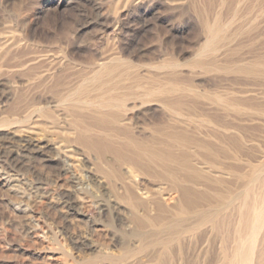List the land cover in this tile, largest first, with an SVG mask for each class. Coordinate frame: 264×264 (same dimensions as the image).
Returning a JSON list of instances; mask_svg holds the SVG:
<instances>
[{"label": "rangeland", "instance_id": "374dc122", "mask_svg": "<svg viewBox=\"0 0 264 264\" xmlns=\"http://www.w3.org/2000/svg\"><path fill=\"white\" fill-rule=\"evenodd\" d=\"M0 179V264H264V0H0Z\"/></svg>", "mask_w": 264, "mask_h": 264}, {"label": "bare ground", "instance_id": "6f19581e", "mask_svg": "<svg viewBox=\"0 0 264 264\" xmlns=\"http://www.w3.org/2000/svg\"><path fill=\"white\" fill-rule=\"evenodd\" d=\"M26 130V129H25ZM179 139V138H178ZM32 143L30 142H26L25 141V144L23 145V149L22 151L23 152H29L32 148ZM34 148V146H33ZM41 148V147H40ZM22 153V152H21ZM23 154V153H22ZM34 154V153H33ZM70 155V154H69ZM176 175V179L177 181H180V182H188V179L186 177H184L182 174H179L177 175L176 173H174ZM1 180V179H0ZM130 181V180H129ZM132 182V181H131ZM133 183V182H132ZM192 184H193V187L192 188H188L186 189L184 186H180V187H175L176 188V191L179 192L181 194V197L182 198H192V199H196V197L199 196L198 193H196V188H195V185H198V182L193 180L192 179ZM137 188V187H136ZM137 190H139L137 188ZM264 205V204H263ZM262 213H264L263 211V207H259V211L257 212V215H256V218L253 220V224L255 225V229L258 228L259 226V215H261ZM143 227V226H142ZM254 229V228H253ZM254 232V231H253ZM246 254V253H245Z\"/></svg>", "mask_w": 264, "mask_h": 264}]
</instances>
